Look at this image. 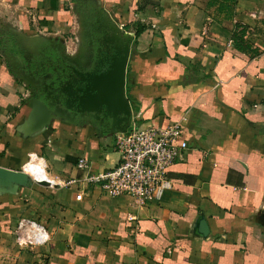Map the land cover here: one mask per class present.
Masks as SVG:
<instances>
[{
	"label": "crops",
	"instance_id": "obj_1",
	"mask_svg": "<svg viewBox=\"0 0 264 264\" xmlns=\"http://www.w3.org/2000/svg\"><path fill=\"white\" fill-rule=\"evenodd\" d=\"M76 1L0 0V33L25 49L36 37L62 39L75 52L86 27ZM125 1L108 0V9ZM209 1L151 0L161 7L142 11L151 26L129 30L131 112L161 126L182 121L189 145L158 203L96 187L77 200L82 185L67 182L83 176L79 158L94 170L118 159L111 124L49 110L0 51V264H264V0H237L230 12ZM115 13L113 23L126 21ZM236 23L248 27L250 49L235 46ZM30 157L42 158L54 185L18 172ZM23 218L45 228L44 244L17 243Z\"/></svg>",
	"mask_w": 264,
	"mask_h": 264
},
{
	"label": "rangeland",
	"instance_id": "obj_2",
	"mask_svg": "<svg viewBox=\"0 0 264 264\" xmlns=\"http://www.w3.org/2000/svg\"><path fill=\"white\" fill-rule=\"evenodd\" d=\"M149 1L151 0H126L123 5H114L113 9L109 10L108 0H77L76 10L81 13L83 18L88 17L91 27L86 25L82 45L76 46L75 52H66L64 44L63 48H60L61 44L59 43L64 42L62 39L51 41L42 36L27 43L29 44V49L26 48L28 58L32 57L33 59L39 55L40 51L53 46L62 49L65 55L79 65L90 66L93 63L92 42L89 40L92 28L94 33L100 36V40L113 44V46L101 53L99 59L92 64L94 65L92 71L87 74L76 71L77 74L68 78L62 74L54 77V72L43 71L40 66L41 62H38L36 67H33L31 63L26 64L19 54L11 52L13 49L11 46L12 39L20 44L17 36L11 32L0 33V51L5 57L11 59L10 66L14 68L13 74L16 77L18 73L21 74L20 82L24 84L27 92L35 94L40 100L54 106L53 110L59 111L61 116H71L76 123L82 125L103 123V125L109 126L114 122V113H123V107L107 103L91 105L88 97H92L103 90L106 81L105 76L112 69V65L124 68L125 75H127L131 57L130 47L136 41L134 32L131 33L129 30L133 26L136 27L137 22L151 26V23H148L149 19L145 18V14L141 11V8L145 7L147 12L153 13L154 8H151ZM67 3L69 4V2ZM113 11H116L117 17L122 14L121 17H124L126 21L113 23L111 19V14L114 15ZM138 16L144 21H141ZM94 17H98V24L96 20H93ZM128 19H131V23L128 22ZM125 93L128 96L127 76H125Z\"/></svg>",
	"mask_w": 264,
	"mask_h": 264
},
{
	"label": "built area",
	"instance_id": "obj_3",
	"mask_svg": "<svg viewBox=\"0 0 264 264\" xmlns=\"http://www.w3.org/2000/svg\"><path fill=\"white\" fill-rule=\"evenodd\" d=\"M142 119L132 111L113 125L114 150L118 159L110 168L94 170L88 158H79L77 166L84 174L80 179L67 182V185H82L77 200L83 199L86 189L96 187L107 197H130L135 203L146 205L158 203L165 192L173 188L170 168L183 159L189 148L186 140H180L183 123L174 121L161 126ZM36 169L41 171L40 176L32 175ZM21 171L34 182L55 184L48 176L42 158L30 157ZM15 235L17 243L23 247L39 246L48 240L45 228L29 218L19 220Z\"/></svg>",
	"mask_w": 264,
	"mask_h": 264
},
{
	"label": "trees",
	"instance_id": "obj_4",
	"mask_svg": "<svg viewBox=\"0 0 264 264\" xmlns=\"http://www.w3.org/2000/svg\"><path fill=\"white\" fill-rule=\"evenodd\" d=\"M225 1V3H224ZM210 0L209 1V7L213 6L214 4H220L219 11L222 12L223 10H228L229 12L233 9L236 5L237 0ZM227 1V2H226ZM220 2V3H219ZM150 5V4H149ZM147 5V6H149ZM154 7L156 13H160L161 7L155 6ZM145 7L141 8V11H144ZM147 29V25L137 22L136 23V32L137 34H140L144 32ZM248 27L246 25H243L241 23H236L234 26L233 31V42L235 46L239 50H245L250 49V44L246 40L245 36L247 34ZM91 35H92V50H93V56H92V62L95 63L99 57L101 56L102 52L107 51L109 47H112L113 44H109L106 41L100 40V36L96 33H94L93 29H91ZM11 46L12 50L11 52H15L17 55L22 57V59L25 61L26 64L31 63L33 67L38 66L37 63L41 62V68H43L44 72H54V77H57L59 74L65 75L67 78L71 75L77 74L76 71H80L83 73H89L92 71L94 65L90 66H81L75 61H72L70 58L64 55V53L53 46L48 47L44 51H40L39 55L34 57L32 59L28 58L26 56V49L23 48L16 40H11ZM16 50V51H15ZM43 101V100H42ZM44 102V101H43ZM49 110H53L54 106L49 105L47 102H45Z\"/></svg>",
	"mask_w": 264,
	"mask_h": 264
},
{
	"label": "water",
	"instance_id": "obj_5",
	"mask_svg": "<svg viewBox=\"0 0 264 264\" xmlns=\"http://www.w3.org/2000/svg\"><path fill=\"white\" fill-rule=\"evenodd\" d=\"M112 69L108 71L105 76L106 81L103 86V90H100L97 94L92 97L89 96L88 99L91 105H101L103 103L113 104L123 107L124 117H128L131 114L132 103L129 96L125 93V69L122 67L111 66ZM122 118V119H123ZM121 121V120H120ZM120 121L114 120L113 125H117ZM13 174L16 171L6 170ZM21 175L27 176L31 181H33L26 173L23 171H18ZM45 185V182L40 183Z\"/></svg>",
	"mask_w": 264,
	"mask_h": 264
},
{
	"label": "flooded vegetation",
	"instance_id": "obj_6",
	"mask_svg": "<svg viewBox=\"0 0 264 264\" xmlns=\"http://www.w3.org/2000/svg\"><path fill=\"white\" fill-rule=\"evenodd\" d=\"M85 20H86V23H87L86 25H89V26H90L88 17L85 18ZM93 20H96V21H97V20H98V17H94ZM97 24H98V21H97ZM90 27H91V26H90ZM91 29H92V28H91ZM90 31H91V30H90ZM93 31H94V30H93ZM89 40L92 42V35L89 36ZM62 52H63V51H62ZM63 53H64V52H63ZM64 55H65V53H64ZM65 56H67V55H65ZM67 57H68V56H67ZM68 58H69V57H68ZM110 126L113 127V124H111ZM112 127H111V128H112Z\"/></svg>",
	"mask_w": 264,
	"mask_h": 264
},
{
	"label": "bare ground",
	"instance_id": "obj_7",
	"mask_svg": "<svg viewBox=\"0 0 264 264\" xmlns=\"http://www.w3.org/2000/svg\"><path fill=\"white\" fill-rule=\"evenodd\" d=\"M40 174H41V171L39 169H36V170L32 171V175L33 176H40Z\"/></svg>",
	"mask_w": 264,
	"mask_h": 264
}]
</instances>
